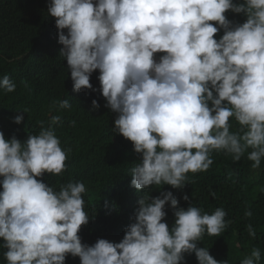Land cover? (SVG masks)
I'll return each mask as SVG.
<instances>
[{"label":"clouds","instance_id":"clouds-1","mask_svg":"<svg viewBox=\"0 0 264 264\" xmlns=\"http://www.w3.org/2000/svg\"><path fill=\"white\" fill-rule=\"evenodd\" d=\"M228 12L246 19L231 21ZM47 14L73 91H96L90 78L99 71L105 107L116 114L112 130L139 157L130 186L144 192L123 239L90 246L79 235L92 219L85 184L70 181L56 190L42 179L67 170L70 149L54 128L61 117L52 116L47 127L41 122L39 133L24 141L0 131V247L7 264H66L69 255L80 264H186V254L198 264H228L198 246L205 234L219 237L232 223L223 208L209 214L184 195V209L171 191L153 198L149 190L183 189L189 173L210 168L213 152L234 161L247 154L253 169L261 166L264 0H49ZM16 87L8 75L0 78L6 94ZM99 107L93 100L92 110ZM22 121L17 115L13 122ZM166 206L175 217L171 227ZM246 231L256 237L251 223ZM260 260L256 247L240 264Z\"/></svg>","mask_w":264,"mask_h":264},{"label":"trees","instance_id":"trees-1","mask_svg":"<svg viewBox=\"0 0 264 264\" xmlns=\"http://www.w3.org/2000/svg\"><path fill=\"white\" fill-rule=\"evenodd\" d=\"M48 3L0 0V78L8 75L17 85L12 93L0 90V131L6 139L15 135L24 141L27 134L39 133L41 122L47 127L51 117L59 115L61 120L54 128L62 148L70 149L67 170L60 175L45 174L42 179L56 190L70 181L85 184V211L92 219L79 233L83 243L91 246L101 238L120 242L144 192L130 186L131 169L139 157L132 143L112 130L116 114L105 107L99 91V71L90 78L96 91H73L67 62L59 57L62 45L58 43L54 18L48 17ZM226 16L237 23L246 19L231 12ZM222 35L221 31L215 38ZM63 100L70 102V109L58 107ZM93 100L100 105L98 110H92ZM17 115H23L19 125L13 122ZM238 127L233 122V131ZM246 156L234 161L223 152H213L210 168L203 173H189L183 189L161 185L149 190L153 198L161 191H171L184 209L189 206L184 195L189 196L193 206L209 214L223 208L226 220L232 223L219 237L205 234L198 246L208 248L217 261L228 264H240L256 247L261 249L260 264H264V159L258 169H253V162ZM246 210L252 212L247 219ZM166 212L171 227L175 217L170 206H166ZM249 223L256 231L255 238L246 231ZM4 251L0 247V264H7ZM185 262L198 264L194 254H186ZM66 264H80V260L69 255Z\"/></svg>","mask_w":264,"mask_h":264}]
</instances>
